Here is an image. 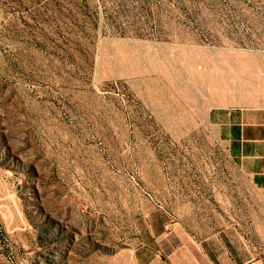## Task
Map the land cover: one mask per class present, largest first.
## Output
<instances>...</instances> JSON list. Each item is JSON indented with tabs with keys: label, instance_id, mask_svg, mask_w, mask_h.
<instances>
[{
	"label": "rangeland",
	"instance_id": "rangeland-1",
	"mask_svg": "<svg viewBox=\"0 0 264 264\" xmlns=\"http://www.w3.org/2000/svg\"><path fill=\"white\" fill-rule=\"evenodd\" d=\"M226 76L264 96V0H0V264H132L154 228L264 262V189L189 111Z\"/></svg>",
	"mask_w": 264,
	"mask_h": 264
},
{
	"label": "crops",
	"instance_id": "crops-1",
	"mask_svg": "<svg viewBox=\"0 0 264 264\" xmlns=\"http://www.w3.org/2000/svg\"><path fill=\"white\" fill-rule=\"evenodd\" d=\"M242 66L235 65L237 70ZM225 79L226 84L220 90L216 87V80L212 86L202 88L200 94L193 90L189 111L208 122L215 136L227 143L228 151L238 160L240 168L250 176L252 183L263 190L264 96L241 95L228 83L229 77ZM248 230L160 228L158 231L154 228L152 240L133 252L131 263L264 264L259 260L250 262L247 258L243 245L249 240Z\"/></svg>",
	"mask_w": 264,
	"mask_h": 264
}]
</instances>
